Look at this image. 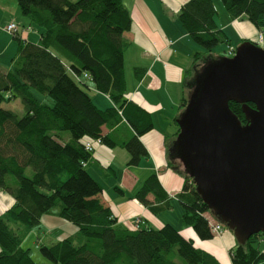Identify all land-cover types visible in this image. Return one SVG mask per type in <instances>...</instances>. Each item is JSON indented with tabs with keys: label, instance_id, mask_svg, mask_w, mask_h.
<instances>
[{
	"label": "trees",
	"instance_id": "trees-1",
	"mask_svg": "<svg viewBox=\"0 0 264 264\" xmlns=\"http://www.w3.org/2000/svg\"><path fill=\"white\" fill-rule=\"evenodd\" d=\"M221 1L231 20L245 17L264 33V0ZM17 4L29 27L10 22L17 25L10 34L18 52L9 71L0 65V192L14 198L12 207L0 215V264H37L22 244L44 216L59 217L77 229L50 245L39 241L42 255L54 264H221L170 224L160 229L141 220L137 229L121 224L102 204V187L88 173L94 152L86 151V141L120 144L130 153V164L137 165L147 154L139 138L153 128L148 113L126 98L125 34L133 24L124 0H17ZM217 14L213 0H188L178 13L184 30L203 49L194 56L195 77L227 57H212L217 46H231L216 24ZM32 28L40 31L38 43L23 36ZM82 77L108 96L114 108H97ZM18 99L22 117L2 107ZM187 104L186 98L183 106ZM229 106L246 124L242 104L232 101ZM119 116L136 133L121 143L102 135V128L113 126ZM174 169L185 178L177 196L183 226L193 228L201 240H212L213 226L227 229L226 225L204 203L184 166L175 162ZM149 194L158 202L165 198L156 175L137 197L147 204ZM151 208L159 214L172 205ZM262 244L264 233L237 244L231 251L232 263H263Z\"/></svg>",
	"mask_w": 264,
	"mask_h": 264
},
{
	"label": "crops",
	"instance_id": "crops-1",
	"mask_svg": "<svg viewBox=\"0 0 264 264\" xmlns=\"http://www.w3.org/2000/svg\"><path fill=\"white\" fill-rule=\"evenodd\" d=\"M187 1L159 0L160 4L157 0H124L133 24L131 31L125 34L129 42L125 52V71L127 57L131 60L129 64H132V73L128 76L126 73V98L148 113L153 128L139 138L147 154L137 165L130 164L131 155L122 145L109 147L103 144L96 147L92 160L87 164V170L102 187V204L110 208L118 221L130 229H134L137 220H141L144 225L160 229L168 224H162L160 217L174 212L181 206L177 196L182 192L185 178L174 169L175 162L181 163L175 153L180 133L177 120L186 108L183 106L184 99L192 93L191 85L187 89L186 83L194 74V56L203 51L178 21V13ZM213 1L218 15L223 16V22L227 24H220L221 20L217 21L216 18L217 26L224 31H227V27L233 30V36L227 35L230 41H236L237 29L240 41L259 42L261 31L245 17L229 19L220 1ZM18 12L17 0H0V39L11 36L13 40L11 50L8 48L10 67L17 56L18 44L13 35L3 27L14 21L25 29L28 21L21 19ZM23 36L33 43H38L41 38L40 31L33 28ZM230 45L235 48L233 44ZM2 55L0 53V65ZM89 83L88 93L96 107L103 111L114 108L108 96L99 93L95 85ZM102 135L121 143L133 138L136 133L126 119L119 116L113 126L102 128ZM153 175H156L165 198L158 202L153 194H149L145 204L137 197V193ZM13 204L12 196L0 192V215ZM166 204H171L172 208L159 214H155L151 208ZM41 224H46L52 229L54 242L77 232L73 225L56 216H44ZM175 228L186 239L192 240L196 247L214 255L221 264H233L231 251L238 244L233 232H223L215 235L212 240L204 241L193 228L184 227L183 223Z\"/></svg>",
	"mask_w": 264,
	"mask_h": 264
},
{
	"label": "water",
	"instance_id": "water-1",
	"mask_svg": "<svg viewBox=\"0 0 264 264\" xmlns=\"http://www.w3.org/2000/svg\"><path fill=\"white\" fill-rule=\"evenodd\" d=\"M191 87L176 156L204 203L244 245L264 233V48L243 42ZM232 101L242 104L246 124Z\"/></svg>",
	"mask_w": 264,
	"mask_h": 264
},
{
	"label": "rangeland",
	"instance_id": "rangeland-1",
	"mask_svg": "<svg viewBox=\"0 0 264 264\" xmlns=\"http://www.w3.org/2000/svg\"><path fill=\"white\" fill-rule=\"evenodd\" d=\"M158 2L157 3H160L159 0H157ZM220 3L223 5L222 1L219 0ZM11 2V1H10ZM127 4V3H126ZM125 4V5H126ZM152 4V3H151ZM19 14V17L21 19H26L22 16L21 12L19 11L18 12ZM217 18V21H220V24L224 25L226 23L223 22V16H219L217 14L216 16ZM230 19V18H229ZM229 19H227V21H229ZM227 26V24H226ZM5 28V27H3ZM228 29H226L227 31H225V33L230 36H233V30L229 27H227ZM5 30V29H4ZM22 32V30L20 31V33ZM10 34V33H9ZM11 35V34H10ZM24 35V34H23ZM229 38V37H228ZM239 32L238 30L236 29V41L233 39V41H230V44H233L235 46V48L237 49L242 43L243 41H240L239 39ZM11 40H12V37L11 36H7V38H1L0 39V53L3 54L2 55V58H1V66L3 68L4 71H7L8 69L10 70L12 67H10V55L8 52V48L10 49L12 47V44H11ZM230 40V38H229ZM13 41V40H12ZM15 42V41H14ZM261 48H264V44L261 45ZM3 50H5V53H3ZM11 50V49H10ZM228 50V45L226 44H220L219 46H217L213 52L211 53L212 57L216 58L218 56H227L226 55V51ZM131 62L130 58L127 57V62H126V73H127V76L132 73V64L130 65L129 63ZM193 80H195V73L193 74V77H192ZM82 80V84H84L85 86H89L90 83L88 80H85L83 77L81 78ZM191 81V79L189 80V82ZM188 83V82H187ZM187 89L189 88V83L187 84ZM81 84V85H82ZM84 87V86H83ZM84 89L89 92V89L87 87H84ZM187 95H189V93L187 92ZM40 99H43L41 95H38ZM187 99H189V96H187ZM187 106V105H186ZM3 108L5 109H8V110H12L14 111L19 117H22L23 114H24V108H23V105L20 101V99L18 100H13L11 102H8V103H4L2 105ZM186 108L184 109V111L179 115L178 117V121H177V125L180 127V124H179V119L181 117V115L185 112ZM165 213V212H164ZM182 209H181V206H179V208L177 207L176 210L173 212H169L168 214L166 215H162L160 217V221L163 222L162 224H172V226L174 225L175 227L177 226H180L181 223H182ZM173 226V227H174ZM158 228V227H156ZM52 229L47 226L46 224H40V226L34 228L32 230V232L24 239L23 241V244H22V247L26 250H29L30 251V255L32 257V259L37 263V264H54L52 262H50L49 260H47L41 253L40 251V246H39V241L40 242H43L44 244H47V245H50L53 243L52 239L54 240L55 238V235L54 234H51V231ZM224 232H232L230 231L228 228L224 230ZM52 236V238H51ZM261 249H264V245L262 244L261 246Z\"/></svg>",
	"mask_w": 264,
	"mask_h": 264
},
{
	"label": "built area",
	"instance_id": "built-area-1",
	"mask_svg": "<svg viewBox=\"0 0 264 264\" xmlns=\"http://www.w3.org/2000/svg\"><path fill=\"white\" fill-rule=\"evenodd\" d=\"M5 30L9 33H15L17 31V25L15 23H10L6 28ZM259 44L260 45H263L264 44V34L263 33H260L259 34ZM235 54V48L234 47H229L228 48V51H227V55L229 57H232L233 55ZM101 144V141L100 140H95V141H92V140H88L84 143L85 145V149L87 152L89 153H93L96 149L97 146H99ZM140 226V221L137 220L136 221V224L134 225V229H137L139 228ZM224 227L222 224H215L213 226V233L214 235H220L224 232Z\"/></svg>",
	"mask_w": 264,
	"mask_h": 264
},
{
	"label": "flooded vegetation",
	"instance_id": "flooded-vegetation-1",
	"mask_svg": "<svg viewBox=\"0 0 264 264\" xmlns=\"http://www.w3.org/2000/svg\"><path fill=\"white\" fill-rule=\"evenodd\" d=\"M255 108V107H254Z\"/></svg>",
	"mask_w": 264,
	"mask_h": 264
}]
</instances>
